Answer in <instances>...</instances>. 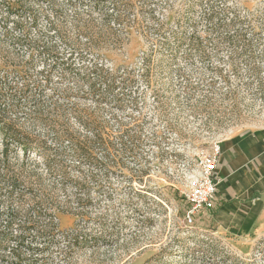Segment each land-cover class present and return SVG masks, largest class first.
Here are the masks:
<instances>
[{
    "label": "rangeland",
    "instance_id": "obj_1",
    "mask_svg": "<svg viewBox=\"0 0 264 264\" xmlns=\"http://www.w3.org/2000/svg\"><path fill=\"white\" fill-rule=\"evenodd\" d=\"M9 1L40 11L26 40ZM16 64L47 80L44 106L9 111L26 144L0 125V165L20 175L14 205L44 190L54 228L10 241L0 264H264V242L184 223L203 154L264 126V0H0V78ZM67 131L90 137L87 158L56 154ZM76 232L87 240L71 245Z\"/></svg>",
    "mask_w": 264,
    "mask_h": 264
},
{
    "label": "trees",
    "instance_id": "obj_2",
    "mask_svg": "<svg viewBox=\"0 0 264 264\" xmlns=\"http://www.w3.org/2000/svg\"><path fill=\"white\" fill-rule=\"evenodd\" d=\"M6 9H8L9 14L13 15L14 13V15L18 17V20H14L16 29L19 28L21 30L23 28L24 37L17 39L26 40L28 35L27 29H24L22 22L23 18L29 16L32 23L36 25L40 17V11L27 3H21L17 7L10 1L8 2ZM52 12L53 14L55 13L58 15V10L54 9ZM33 44L34 43L30 46L32 47ZM44 52L45 50H43V53ZM11 69L13 71L11 73L14 78L10 79L9 72L0 78V125L2 130L7 132L5 135L11 134L14 137L13 139L18 141L19 144H23L24 147L26 142L20 139L13 126L7 122L9 111L15 112L20 107L28 104V102L32 103L31 105L34 107L42 108L44 106L43 93H45V87H47V80L45 81V84L32 80L29 75V68L26 64H16L15 66H12ZM130 79L131 78L129 77L125 80L130 81ZM53 105L55 106L56 103L54 102L52 106ZM131 138H137V134H132ZM55 139L62 149L61 151L56 152V154L67 155L70 153L72 156L79 158V160L88 157L84 150L87 143L90 141V137L77 138L76 136H73L71 132L67 131L65 133L62 132L59 135L57 134ZM120 140H122L121 136ZM136 146L137 145L134 144L131 151H133ZM123 151V148L118 150V155L120 156ZM44 158L46 159V166L50 173L57 171L64 177L68 175V167L63 160H60L58 165H54L49 156L45 155ZM19 179H21L20 175L16 173L15 170L12 169L9 162H6L5 160L4 164L0 165V252L2 253L9 247L8 244L12 240H14L17 245H24L27 238L33 235V232L35 233L36 239L38 238L39 241L44 240L45 236L48 237V235L53 234V232L50 233V230L51 228H54V217L52 211L55 210V208H49V203L46 204V201L48 200L46 199L43 189H41V193H39V195L33 196L34 201L30 208L23 210V207L13 204L15 194H18V186H16V183ZM17 196L22 197L24 194L21 192ZM41 217L47 219L48 223L46 225L40 224ZM67 238L71 245H76L80 242L83 243L87 240L86 237L78 232H76V234H68ZM263 242L264 235L257 240L256 245ZM20 246L10 249L9 253L12 254L13 251V257L19 258V252H15L14 250H19Z\"/></svg>",
    "mask_w": 264,
    "mask_h": 264
},
{
    "label": "crops",
    "instance_id": "obj_3",
    "mask_svg": "<svg viewBox=\"0 0 264 264\" xmlns=\"http://www.w3.org/2000/svg\"><path fill=\"white\" fill-rule=\"evenodd\" d=\"M217 208L197 224L229 239L255 244L264 235V126L222 141Z\"/></svg>",
    "mask_w": 264,
    "mask_h": 264
},
{
    "label": "built area",
    "instance_id": "obj_4",
    "mask_svg": "<svg viewBox=\"0 0 264 264\" xmlns=\"http://www.w3.org/2000/svg\"><path fill=\"white\" fill-rule=\"evenodd\" d=\"M221 154L222 141L214 142L210 151L203 154L198 168L187 178L185 198L188 207L184 214L186 225L197 224L202 215L217 208L220 184L218 167Z\"/></svg>",
    "mask_w": 264,
    "mask_h": 264
}]
</instances>
